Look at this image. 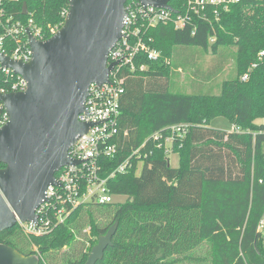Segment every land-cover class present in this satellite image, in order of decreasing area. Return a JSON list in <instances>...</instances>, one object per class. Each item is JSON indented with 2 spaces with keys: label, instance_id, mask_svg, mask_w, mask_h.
<instances>
[{
  "label": "trees",
  "instance_id": "obj_1",
  "mask_svg": "<svg viewBox=\"0 0 264 264\" xmlns=\"http://www.w3.org/2000/svg\"><path fill=\"white\" fill-rule=\"evenodd\" d=\"M22 2L42 26L63 22L61 12L68 7L67 0H20L8 5L15 18H25ZM170 5L186 10V0ZM141 35L160 56L148 60L141 52L134 59L137 69L121 71L118 154L109 166L142 144L140 152L152 153L139 174L133 159L110 180V191L125 200L81 203L42 235L24 233L16 224L0 232V243L37 255L39 264H83L98 236L117 221L111 245L95 264H264V230L258 229L264 215V124L256 122L264 118V0L231 1L227 9L207 3L200 12H189L183 27L169 20L143 28ZM193 46L222 55L219 62L214 58V73L229 61L226 48H236L234 72L218 94L173 91L169 74L185 64L167 60ZM140 63L147 65L144 70ZM10 78L0 71V89ZM216 116L236 128L211 127ZM181 123L187 130L172 140L170 152L179 155L172 167L157 143L167 127Z\"/></svg>",
  "mask_w": 264,
  "mask_h": 264
},
{
  "label": "water",
  "instance_id": "obj_2",
  "mask_svg": "<svg viewBox=\"0 0 264 264\" xmlns=\"http://www.w3.org/2000/svg\"><path fill=\"white\" fill-rule=\"evenodd\" d=\"M143 5L177 12L170 0H139ZM126 0H69L58 30L45 40L28 31L31 57L14 60L0 52V66L27 82L24 91L0 92L7 121L0 126V232L17 221H35L55 172L78 161L69 147L87 131L85 112L91 83L108 82L116 62L107 65L109 50L122 37ZM23 14L27 5L23 3ZM118 222L98 236L83 264H95L111 245ZM0 264H39L35 254L24 255L0 243Z\"/></svg>",
  "mask_w": 264,
  "mask_h": 264
},
{
  "label": "built area",
  "instance_id": "obj_3",
  "mask_svg": "<svg viewBox=\"0 0 264 264\" xmlns=\"http://www.w3.org/2000/svg\"><path fill=\"white\" fill-rule=\"evenodd\" d=\"M20 0H0V24L3 31L0 33V52L14 60L28 61L31 57V48L28 31L37 40H45L53 35L61 23L47 26L37 25L34 11L27 6V13L23 14V2L20 12L25 18H15L14 13L8 8ZM69 0H67L68 3ZM237 0H186L184 13L173 12L167 8L152 5H143L139 0H126V15L122 28V37L116 41L109 50L107 65L116 62L111 70L108 82L101 84L91 83L85 100V112L79 114L78 119L91 123L87 131L79 135L69 147L68 155L78 161L76 164L60 167L54 175L57 185L49 184L45 191V200L35 210V221H20L21 230L27 234L42 235L49 232L54 225L63 222L69 214L81 203H110L118 196L110 191L108 186L116 174L125 172L136 160V173L144 157L152 153L140 152L143 147L130 153L123 161L111 168L109 163L118 154L114 137L118 133V123L121 115L120 98L124 92V79L121 71L128 67L130 71L137 69L134 59L145 53L148 60H156L160 51L146 44L141 35L143 28L155 26L173 20L175 27H183L189 12L198 13L207 3L221 4L228 8V2ZM171 0L169 1L170 4ZM69 8L61 12L65 18ZM218 14V10H214ZM264 51L260 52V56ZM146 64L140 63L139 70H144ZM0 71L11 78L7 81V88H1V93L24 91L27 87L26 80L12 69L0 66ZM243 79L246 75L242 76ZM7 113L0 103V126L7 121ZM187 130V124H175L165 129V133L158 141L157 146H162L165 152L170 151L174 136L182 137ZM154 140L159 139V134L151 135ZM259 230H264V215L261 218Z\"/></svg>",
  "mask_w": 264,
  "mask_h": 264
},
{
  "label": "rangeland",
  "instance_id": "obj_4",
  "mask_svg": "<svg viewBox=\"0 0 264 264\" xmlns=\"http://www.w3.org/2000/svg\"><path fill=\"white\" fill-rule=\"evenodd\" d=\"M213 40V39H212ZM211 40V41H212ZM188 53L182 54L180 58H173L172 61L167 60V63H183L182 67L177 68L176 71H173L169 74L170 80L174 84V90L181 93H214L218 94L221 91V84L223 80L229 78L234 72L235 63H234V52L235 47L226 48V55L228 62L223 66V69L214 73L212 68H215L217 61L223 60L222 55L219 57H214L211 50H204L200 47H186ZM196 63V64H195ZM214 73V74H213ZM209 76V77H208ZM257 123L264 124V118L257 119ZM211 127L221 129L224 131H233L236 126L230 121L227 117L216 116L210 119L209 122ZM264 150V144H263ZM168 152L169 163L172 167H177L179 164V155L176 152ZM142 168V163L139 164L137 169V174L140 173ZM125 196L118 195L114 197L115 201H124ZM263 244H264V234H263Z\"/></svg>",
  "mask_w": 264,
  "mask_h": 264
}]
</instances>
